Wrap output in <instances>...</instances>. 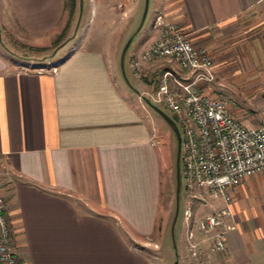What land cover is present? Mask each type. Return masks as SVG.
<instances>
[{"label":"crops","instance_id":"1","mask_svg":"<svg viewBox=\"0 0 264 264\" xmlns=\"http://www.w3.org/2000/svg\"><path fill=\"white\" fill-rule=\"evenodd\" d=\"M65 2L0 0V33L32 50L49 46L66 30ZM114 3L120 18L137 8L131 0L95 4L110 15ZM147 3L145 30L125 57L81 38L57 59L26 68L0 46V196L13 264H159L139 242L158 228L162 189L174 168L166 132L177 149V129L172 117L170 129L160 127L149 102L164 70L185 82L193 74L168 59L130 68L157 36L155 15L179 25L210 55L212 79L199 90L223 99L219 81L230 72L245 89L264 87V0ZM254 116L238 121L264 124V115ZM174 157L176 164V150ZM208 198L194 215L228 208L224 249L211 253L205 235L192 227L198 257L190 256L181 219L179 264L198 258L202 264H264V170L230 187L224 198Z\"/></svg>","mask_w":264,"mask_h":264},{"label":"built area","instance_id":"2","mask_svg":"<svg viewBox=\"0 0 264 264\" xmlns=\"http://www.w3.org/2000/svg\"><path fill=\"white\" fill-rule=\"evenodd\" d=\"M152 23L157 36L131 61L130 68L136 71L141 64L168 59L193 74L185 82L173 71L164 70L158 76L151 101L171 113L178 132L179 185L187 197L181 219L190 255L197 254L191 241L192 227L205 235L211 253L221 252L224 234L231 227L227 221L228 208L195 216V207L208 205L209 195L224 198L230 187L264 170V124L243 126L223 99L199 90L198 82L212 79L210 55L202 47L193 46L179 25L163 20L160 15H155ZM5 204L0 196V264H13L16 259L11 250L12 233L4 215Z\"/></svg>","mask_w":264,"mask_h":264},{"label":"rangeland","instance_id":"3","mask_svg":"<svg viewBox=\"0 0 264 264\" xmlns=\"http://www.w3.org/2000/svg\"><path fill=\"white\" fill-rule=\"evenodd\" d=\"M96 1L73 0L71 4L70 0H66L64 11V21L67 20L66 30L59 38L60 40L56 43H54L56 39L52 40L51 45L41 47V51L29 49L25 44L5 33H0V46L9 59L25 65L26 68L44 65L47 61H53V58L57 59L56 57L60 52L65 51L72 42H77L81 38L87 39L96 47L106 48V50L112 52L117 50V58H119L121 52H124L125 57L126 52H129L133 47L135 36L145 30L150 16L147 3L149 0H131V2L137 3V8L127 18L119 17L121 12H118L115 3L112 5L113 11L111 10V14L108 15L105 8L95 4ZM92 6L94 7L92 8ZM192 45L196 46L195 44ZM202 48L206 51L204 47ZM55 49L56 51H54ZM230 73L233 76L227 78L226 81L229 79V82L219 81V83L221 85L220 93L223 95L224 101H229L226 105L232 112V116L237 120L239 118L240 120L251 121L255 117L254 115H264V87L246 86L247 88L245 89L244 83L238 78V73ZM125 76L131 83L127 72ZM200 83L204 82H198V85ZM149 105L151 114L156 118V123L160 127L165 126L170 129L169 120L172 116L169 111L160 104L149 102ZM166 133L169 135V144L172 146L170 154L172 155L174 168L169 169L165 186L162 189L164 194L158 228L152 235L148 238H143L139 243L157 263L179 264L178 237L180 233L178 228L181 223V209L184 206L185 194L181 187H178L176 196L177 180L174 163L176 149L171 132L167 129ZM199 210H201V206L198 204L195 207V214ZM203 260H206L205 257H203ZM194 262L202 264V259H194Z\"/></svg>","mask_w":264,"mask_h":264},{"label":"water","instance_id":"4","mask_svg":"<svg viewBox=\"0 0 264 264\" xmlns=\"http://www.w3.org/2000/svg\"><path fill=\"white\" fill-rule=\"evenodd\" d=\"M175 135H176V143H177V149H176V164H175V174H176V196H177V192H178V187H179V177H178V161H177V153H178V143H179V139H178V135L177 132L175 131Z\"/></svg>","mask_w":264,"mask_h":264},{"label":"trees","instance_id":"5","mask_svg":"<svg viewBox=\"0 0 264 264\" xmlns=\"http://www.w3.org/2000/svg\"><path fill=\"white\" fill-rule=\"evenodd\" d=\"M70 2H71V4H72L73 0H70ZM59 38H61V35H60V36H58V37L56 38V41H55L54 43H56L58 40H60ZM33 50H38V51H41V50H42V48H39V49H33Z\"/></svg>","mask_w":264,"mask_h":264}]
</instances>
